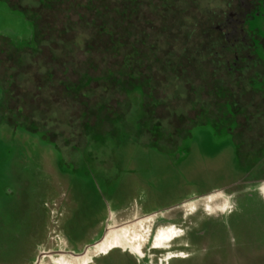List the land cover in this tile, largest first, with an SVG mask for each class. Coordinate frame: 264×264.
Masks as SVG:
<instances>
[{
    "label": "rangeland",
    "instance_id": "obj_1",
    "mask_svg": "<svg viewBox=\"0 0 264 264\" xmlns=\"http://www.w3.org/2000/svg\"><path fill=\"white\" fill-rule=\"evenodd\" d=\"M163 1L0 0V264H264V0Z\"/></svg>",
    "mask_w": 264,
    "mask_h": 264
},
{
    "label": "trees",
    "instance_id": "obj_2",
    "mask_svg": "<svg viewBox=\"0 0 264 264\" xmlns=\"http://www.w3.org/2000/svg\"><path fill=\"white\" fill-rule=\"evenodd\" d=\"M123 2H124V7L120 10L119 13H117V14H119L118 15L119 19L118 18L114 19L113 24L108 29V31H110V34L113 37L117 36L116 32L114 30V25H115V27H117V26L122 27L124 30V33H125L123 35L126 37H129L130 32L128 31L129 29H128L127 24L130 23L135 17L138 16V13L140 12V8L142 6L140 0H123ZM163 3H165V6H168L170 2H169V0H165V1H163ZM115 12H117V11L115 10ZM118 38H122V36L118 37ZM123 38H125V37H123ZM141 45H142V43L135 40V41L129 42L128 46H126L127 50H126L124 62L126 64H128V66L130 65L131 67L132 66L134 67L135 66L134 64H136L138 67H140V65L142 64L140 61V57L142 54ZM113 47H114V49H113L114 51H119V49H122L125 47V44L123 43V41H121V42L119 41L118 43L114 41ZM133 67H132V69H133ZM145 84L148 85L147 83H145Z\"/></svg>",
    "mask_w": 264,
    "mask_h": 264
},
{
    "label": "bare ground",
    "instance_id": "obj_3",
    "mask_svg": "<svg viewBox=\"0 0 264 264\" xmlns=\"http://www.w3.org/2000/svg\"><path fill=\"white\" fill-rule=\"evenodd\" d=\"M121 234H122V233H121ZM122 235H123V234H122ZM110 236H111V235H110ZM112 237H113V236H112ZM116 240H117V239H116ZM102 241H103V240H102ZM102 241H101V242H102ZM101 242H100V243H101ZM100 243H98L97 245H99ZM105 245H106V244H105ZM98 247H99V246H98ZM115 247H116V246H114V247H110V249L112 250V249H114ZM103 248H104V247H103ZM88 250H89V249H86L85 253H84L83 255H81V256L86 255V253L88 252ZM107 253H108V252H107ZM77 257H80V256H77Z\"/></svg>",
    "mask_w": 264,
    "mask_h": 264
},
{
    "label": "flooded vegetation",
    "instance_id": "obj_4",
    "mask_svg": "<svg viewBox=\"0 0 264 264\" xmlns=\"http://www.w3.org/2000/svg\"><path fill=\"white\" fill-rule=\"evenodd\" d=\"M108 231H109V230H108ZM57 247H59V246H57ZM56 252L59 253V252H61V250L56 249ZM75 257H77V256H75Z\"/></svg>",
    "mask_w": 264,
    "mask_h": 264
},
{
    "label": "water",
    "instance_id": "obj_5",
    "mask_svg": "<svg viewBox=\"0 0 264 264\" xmlns=\"http://www.w3.org/2000/svg\"><path fill=\"white\" fill-rule=\"evenodd\" d=\"M59 253H61V252H59Z\"/></svg>",
    "mask_w": 264,
    "mask_h": 264
}]
</instances>
